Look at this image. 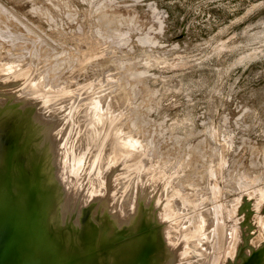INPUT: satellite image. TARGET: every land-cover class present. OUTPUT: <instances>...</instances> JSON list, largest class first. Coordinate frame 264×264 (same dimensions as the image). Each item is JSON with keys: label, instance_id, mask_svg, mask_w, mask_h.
Wrapping results in <instances>:
<instances>
[{"label": "rangeland", "instance_id": "obj_1", "mask_svg": "<svg viewBox=\"0 0 264 264\" xmlns=\"http://www.w3.org/2000/svg\"><path fill=\"white\" fill-rule=\"evenodd\" d=\"M0 7V29L10 36L0 34V113L8 111L0 115V197L25 209L32 189L44 237L53 187L38 190L34 164L41 166L44 183L55 186L48 222L68 249L83 252L78 260L60 255L61 264H96V248L111 244L121 247L99 264H126L140 253L135 264L154 257L235 264L250 248L243 239L255 240L264 220V0H0ZM7 13L46 37L56 58H34L38 46ZM100 15L116 23L102 27ZM16 32L24 48L13 46ZM137 112L147 119L142 129L131 124ZM201 142L204 158L196 161L191 148ZM216 208L226 230L236 229L230 256ZM81 220L88 232L103 227L102 239L89 241ZM156 235L159 251L148 247ZM57 253L40 264H53Z\"/></svg>", "mask_w": 264, "mask_h": 264}, {"label": "bare ground", "instance_id": "obj_2", "mask_svg": "<svg viewBox=\"0 0 264 264\" xmlns=\"http://www.w3.org/2000/svg\"><path fill=\"white\" fill-rule=\"evenodd\" d=\"M0 10H2V7H0ZM2 12H3V10H2ZM4 15H7L6 17L8 19H6V20H8L11 24L21 26V27H23V29L26 30V32L32 38V39H30V43L32 44V46H38L39 51L34 52V58H38V56H39L38 60L45 59V60H49V61H51V59L54 58V56L51 57L52 44L46 37H44L40 32H38L30 24L25 23L22 19L20 20L19 17H16L17 15L15 16L13 13L12 14L7 13ZM99 21H100L101 26L106 27V28H110L113 22L116 23L115 20H109V19H107L101 15L99 16ZM0 34L4 38L10 37L9 34H6L5 29H0ZM11 40H12L11 42L13 43V46H16L15 44H18L17 46L25 45V44H21V43L16 42L18 40H24L23 37L21 38V34H19L17 32ZM24 41H22V42H24ZM23 48H24V46H23ZM55 58H56V56H55ZM63 63L65 65V62H63ZM37 64L39 65V63H37ZM58 66H56L57 69L55 66L52 67V68L55 67V69H56V70L54 69L56 72L53 70L55 74L57 73V70L60 69V68H58ZM61 66H63V64L60 65L59 67H61ZM52 68H51V70H52ZM53 71L52 72L50 71L51 73L49 71L48 72L50 74H52ZM44 74L46 75V72ZM45 75L43 76V78L47 76V75L46 76ZM45 80H47V79H45ZM7 112L8 111H6V113ZM6 113L2 112V113H0V115L5 114V115H3V117L4 116L7 117ZM134 115L135 116L134 117L132 116V119L134 118L133 122L135 124L132 122H131V124L134 126L137 125L138 127H140V129H142L141 127H145L147 124V119L145 118V115L143 114V112H137ZM0 127H1V125H0ZM3 127H2V130L4 129ZM138 127H136V128H138ZM1 138H3V136L0 137V141H3V140H1ZM2 149L3 148H1L0 151H2ZM204 153H205V150H204V147L202 145V142H201V144H199V143H198V145L196 144L195 147H193V150L191 148V156H192V158H195L194 160H196V161L197 160L199 161V159L201 160V158L203 159ZM0 156L3 157L2 155H0ZM0 166H1V164H0ZM77 174H79V173H77ZM215 180H216V178H215ZM218 186H219V184H218ZM240 187H241V185H240ZM213 189L214 190H213L212 194L213 193L217 194L216 184H214ZM32 192H33L32 189L28 190V194L26 196L27 208H25V209L19 208L18 206H14L12 204H9L8 201L6 200V198L0 197V215H3V216H0V241L3 238V236L5 235V228H7V226H8L7 225L8 218L11 216L19 217L20 221H18L15 225H12L11 227H9L7 229V232L11 235L12 238L18 237L19 239H21L25 245L24 253L21 256V259L23 260L22 264H40V263L45 262L47 260L53 259L54 254L56 252V247H55L54 243L49 242L48 240L47 241L44 240V237L42 235V232H43V230L41 228V226H42V224H41L42 212H36L35 213V211L33 210L34 208L31 209L32 208L31 202L33 201ZM206 197H208V196H206ZM244 209H245V207L243 205H241L240 209H238L236 212H238V213H239V211L242 212ZM137 212H138V210H137ZM84 213H85V211H84ZM33 214L36 215L35 218L33 217ZM89 214H88V216H89ZM214 214L216 215V218L218 221V223H216V225H217V233H218L219 239L221 240L222 243H226L228 241L227 242L228 246H227V254L226 255L230 256L234 252V249H235L236 229L234 227H230V228L227 227V229L228 228L229 229H228V231L226 230L224 223H222V221L224 220L223 208H220V209L216 208L214 210ZM65 217H66V215H65ZM97 217H98V214H97L96 218H93V219L101 218V217H99V218H97ZM255 218H257V220H258V217H255ZM64 220L65 219L63 217V221H62L63 223L65 222ZM83 220H81L79 222V225L82 227V233L85 234V237L90 238L89 241H91V242H92V240L94 241L96 239H98V240L102 239L101 236L98 234V232L104 228L103 227L98 228L99 227L98 226L97 227L98 229H96L95 231L88 232L85 230L84 224H82ZM97 221L99 222L100 219ZM92 224H93V222H92ZM259 224H260V229H259L260 232L258 233L259 236H257L256 239L252 240V241H249L247 237H245L243 239V241H242L243 245L242 246H244V247L248 246L250 248L247 250H245V249L241 250V252L239 254V259L235 264H264V244L261 246H257V245H259V242L262 241L264 238V220L260 221ZM100 225H101V223H100ZM117 225H114V226L117 227ZM119 230H120V228H119ZM157 236L158 235L155 236L153 244L148 245V247L152 248L153 250L159 251V248L161 247V243H159L158 239H156ZM220 245L221 244H219V246ZM143 257H144V255L142 253L137 254V255L135 254V255H132L130 258H128L125 261V263L126 264H135V260L137 258L142 259ZM155 263H156V259L154 257L152 259V261L150 262V264H155Z\"/></svg>", "mask_w": 264, "mask_h": 264}, {"label": "water", "instance_id": "obj_3", "mask_svg": "<svg viewBox=\"0 0 264 264\" xmlns=\"http://www.w3.org/2000/svg\"><path fill=\"white\" fill-rule=\"evenodd\" d=\"M30 165V164H29ZM24 166L22 165L25 169H28L27 167L29 166ZM38 167V170H40L42 172L41 175V179L39 180V182L37 183L38 185V190H42L44 188H47L48 186L53 187V192H52V199L49 200V212L51 209V205L53 204L54 200H55V192H54V184L51 183H44V180L46 179V175L44 174V170L41 169V166L38 164H34ZM11 180V179H9ZM10 182V181H9ZM1 185V184H0ZM12 191H16V188L14 186L11 187ZM23 197V196H22ZM23 205H26V201L22 202ZM48 212V215H49ZM48 215L45 218V231H44V237H49L54 243H55V247L58 251V255H57V259L53 264H61L60 262V255L66 254L67 256H72L74 257L76 260H78L79 258H81V256L83 255L82 250L74 248V249H68L67 248V244L64 243L63 238H61L59 233H56L52 227L50 226L49 222H48ZM3 216V215H0ZM19 217H15V216H11L8 218L7 221V228H5V235L3 236V238L0 241V264H22L23 260L21 259V256L24 253L25 250V245L23 243V241L21 239H19L18 237L16 238H12L11 235L7 232V229L9 227H11L12 225H15L19 220ZM140 232L142 231V229H138ZM140 232L138 234H140ZM143 233V231H142ZM141 233V234H142ZM141 234L139 237H141ZM138 237V238H139ZM137 238V240H138ZM136 240V241H137ZM126 241V240H125ZM125 241H120L122 242V245L125 243ZM135 241V242H136ZM128 242V241H126ZM134 244L128 243V245L130 246H134ZM113 244L110 245V248H103L102 246L99 248V251L97 250L98 247L96 248V264H99V256H101V258L105 259L108 257H112V255L110 254L112 251L118 250L119 248L116 249H112ZM135 247V246H134ZM103 249H106L108 252L103 251ZM112 259V258H111ZM77 262V261H76Z\"/></svg>", "mask_w": 264, "mask_h": 264}]
</instances>
